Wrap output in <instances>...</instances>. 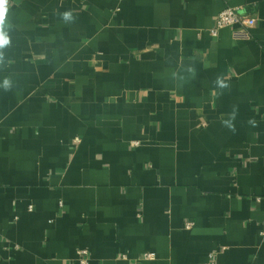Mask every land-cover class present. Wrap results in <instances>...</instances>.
<instances>
[{
	"label": "crops",
	"instance_id": "obj_1",
	"mask_svg": "<svg viewBox=\"0 0 264 264\" xmlns=\"http://www.w3.org/2000/svg\"><path fill=\"white\" fill-rule=\"evenodd\" d=\"M4 31L0 264H264V0H8Z\"/></svg>",
	"mask_w": 264,
	"mask_h": 264
},
{
	"label": "built area",
	"instance_id": "obj_2",
	"mask_svg": "<svg viewBox=\"0 0 264 264\" xmlns=\"http://www.w3.org/2000/svg\"><path fill=\"white\" fill-rule=\"evenodd\" d=\"M258 23V18L255 15L243 11L242 8L225 5L218 13L215 23L209 29L210 34L213 37H218L219 33L224 28H232V34L235 39H248L251 37V29ZM77 142H80V138H75ZM192 222L187 223L189 228ZM80 264H90V258L88 251L83 249L79 251ZM122 257L127 259V254H122ZM155 255L152 252H146L140 258L141 260H148L154 258ZM133 264H137V260Z\"/></svg>",
	"mask_w": 264,
	"mask_h": 264
},
{
	"label": "clouds",
	"instance_id": "obj_3",
	"mask_svg": "<svg viewBox=\"0 0 264 264\" xmlns=\"http://www.w3.org/2000/svg\"><path fill=\"white\" fill-rule=\"evenodd\" d=\"M7 3H8V0H0V49H3L5 46H7L9 44V38L4 31V21L6 18ZM62 15H63V19L65 21L71 19L70 13L66 12ZM2 61H3V55H2V53H0V62H2ZM3 87L5 88V90L10 89V87H11L10 80L5 79L3 82Z\"/></svg>",
	"mask_w": 264,
	"mask_h": 264
}]
</instances>
